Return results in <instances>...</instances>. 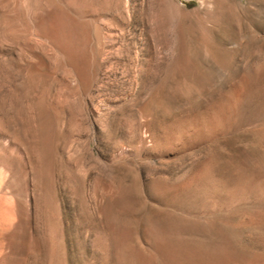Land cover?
Here are the masks:
<instances>
[{
  "label": "rangeland",
  "instance_id": "rangeland-1",
  "mask_svg": "<svg viewBox=\"0 0 264 264\" xmlns=\"http://www.w3.org/2000/svg\"><path fill=\"white\" fill-rule=\"evenodd\" d=\"M0 264H264V0H0Z\"/></svg>",
  "mask_w": 264,
  "mask_h": 264
}]
</instances>
